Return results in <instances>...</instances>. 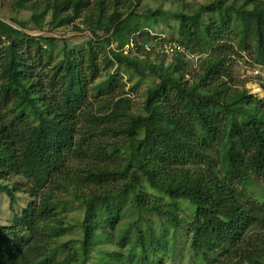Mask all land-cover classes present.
I'll return each mask as SVG.
<instances>
[{
  "label": "trees",
  "instance_id": "trees-1",
  "mask_svg": "<svg viewBox=\"0 0 264 264\" xmlns=\"http://www.w3.org/2000/svg\"><path fill=\"white\" fill-rule=\"evenodd\" d=\"M10 11L0 264H165L184 252L186 264H264V184L245 172L251 152L264 179V95L233 74L246 54L264 91V0H12ZM156 18L176 20L169 40L152 34ZM67 28L87 40L51 35ZM123 73L148 80L142 102Z\"/></svg>",
  "mask_w": 264,
  "mask_h": 264
},
{
  "label": "rangeland",
  "instance_id": "rangeland-1",
  "mask_svg": "<svg viewBox=\"0 0 264 264\" xmlns=\"http://www.w3.org/2000/svg\"><path fill=\"white\" fill-rule=\"evenodd\" d=\"M191 2V4H195L197 2H201L204 0H188ZM12 5V0H0V18H4L6 21H8V17L12 15V11H10V7ZM148 5L153 6V3L151 1H148ZM171 5L169 3H164L163 4V9L169 8ZM28 11H19L18 17L20 19L26 20L28 18ZM155 25L152 29V34L157 35L158 37L169 40L170 37H172V33L174 32V25L176 24L175 19H171V27L166 25L163 21H161L160 18L155 19ZM83 27L82 25H80ZM31 34H37V30H31L28 31ZM88 32H79L75 31L71 28L67 29H58L54 31L51 35H54L56 37H63L68 39L70 44L73 43H80L83 41L87 40ZM59 44H61V41H57ZM132 48V47H131ZM130 48H127V50ZM157 50H159V47H157ZM164 53L165 50H162ZM170 53V52H168ZM170 55V54H168ZM233 74L237 80L244 81V87L247 88L250 93H256L260 96L264 95V91L258 86V75L262 74L261 68L254 66L253 64H250V59L249 57L242 53V55L238 58L235 59L233 62ZM122 80L125 83V90L128 93V96L133 100L135 104H138L139 102H142L143 100V87L145 84L148 82V80H141L137 85H135V82L137 80L135 79H128L127 74L123 73L122 74ZM245 172L248 175L253 176L259 183L264 184V179L262 178L260 170L256 167L255 159L252 153H248L245 157ZM260 173V174H259ZM251 189V187H250ZM253 191H255V186L253 187ZM148 192V191H147ZM257 197L259 198L260 201L264 202V192L259 193L256 190ZM77 205L74 204V209L75 211L71 212L74 215H78V210L76 209ZM187 206H184V208ZM263 209H264V204H263ZM183 211L181 213H189L190 210L188 208L182 209ZM264 212V210H263ZM10 215L9 209H8V202H7V197L4 193H0V221H4L5 219L8 218ZM264 224V223H262ZM78 233H72L71 235H67L64 238H62L63 241H67L69 239H74L77 237ZM81 244L78 243L76 246H80ZM108 261H111L113 257H110L107 255H104ZM169 257V256H168ZM187 262V253L184 252L183 256H179L175 262L171 260H165V264H186Z\"/></svg>",
  "mask_w": 264,
  "mask_h": 264
},
{
  "label": "built area",
  "instance_id": "built-area-1",
  "mask_svg": "<svg viewBox=\"0 0 264 264\" xmlns=\"http://www.w3.org/2000/svg\"><path fill=\"white\" fill-rule=\"evenodd\" d=\"M174 48H176L179 51L182 50V47L175 46V45L173 46V44H171V43H166V44H164V47H163V49L165 50L166 54H171L172 51H174ZM168 52H170V53H168Z\"/></svg>",
  "mask_w": 264,
  "mask_h": 264
},
{
  "label": "water",
  "instance_id": "water-1",
  "mask_svg": "<svg viewBox=\"0 0 264 264\" xmlns=\"http://www.w3.org/2000/svg\"><path fill=\"white\" fill-rule=\"evenodd\" d=\"M37 34H39V33H37Z\"/></svg>",
  "mask_w": 264,
  "mask_h": 264
}]
</instances>
